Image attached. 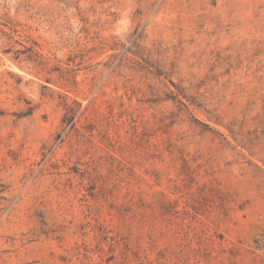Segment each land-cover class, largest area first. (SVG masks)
<instances>
[{
	"label": "rangeland",
	"instance_id": "rangeland-1",
	"mask_svg": "<svg viewBox=\"0 0 264 264\" xmlns=\"http://www.w3.org/2000/svg\"><path fill=\"white\" fill-rule=\"evenodd\" d=\"M0 264H264V0H0Z\"/></svg>",
	"mask_w": 264,
	"mask_h": 264
}]
</instances>
